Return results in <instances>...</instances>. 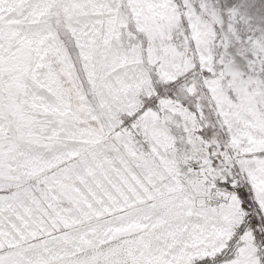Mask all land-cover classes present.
<instances>
[{
    "label": "snow or ice",
    "instance_id": "obj_1",
    "mask_svg": "<svg viewBox=\"0 0 264 264\" xmlns=\"http://www.w3.org/2000/svg\"><path fill=\"white\" fill-rule=\"evenodd\" d=\"M0 264H264V0H0Z\"/></svg>",
    "mask_w": 264,
    "mask_h": 264
}]
</instances>
